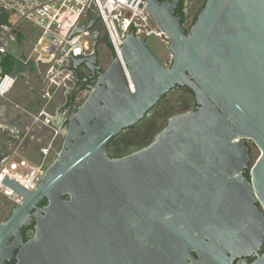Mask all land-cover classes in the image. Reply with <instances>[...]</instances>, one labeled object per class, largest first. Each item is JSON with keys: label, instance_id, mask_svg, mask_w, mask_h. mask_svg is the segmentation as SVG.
Wrapping results in <instances>:
<instances>
[{"label": "water", "instance_id": "1", "mask_svg": "<svg viewBox=\"0 0 264 264\" xmlns=\"http://www.w3.org/2000/svg\"><path fill=\"white\" fill-rule=\"evenodd\" d=\"M180 1L147 0L170 63L131 30L126 73L115 56L98 73L38 187L5 179L23 200L0 222V264H264V0H205L188 32ZM71 59L72 74L100 69L97 53ZM175 89L194 107L112 157V141Z\"/></svg>", "mask_w": 264, "mask_h": 264}, {"label": "built area", "instance_id": "2", "mask_svg": "<svg viewBox=\"0 0 264 264\" xmlns=\"http://www.w3.org/2000/svg\"><path fill=\"white\" fill-rule=\"evenodd\" d=\"M146 7L147 0H0V15L6 17L5 21L0 22V140L6 139L0 144V150L7 154L0 160V196L9 201L12 207L19 205L23 197L5 184V179L13 180L27 190H34L57 154L53 138L59 132L63 115L60 114L62 119L57 126L55 120L59 114L53 103L55 88L59 86L56 73H63L64 79L72 78L71 58H85L95 53L99 55L98 47H102L99 35L91 27L87 29L92 18L101 23V34L108 38L110 60L117 57L126 73L120 49L123 39L131 30L138 38L164 36L169 42ZM22 22L36 27L38 35L30 34ZM78 27L83 31L73 34ZM95 36L98 41L94 39ZM65 46L67 50L63 53ZM8 67L11 70H7ZM24 67L44 69L43 76L40 74L43 84L39 93L44 101L43 106L35 105L27 109L9 98L18 78L28 76V70L19 71ZM83 95L84 91L77 96L79 103L83 101ZM6 104L13 105L22 116L14 119L16 126H11L12 122L6 117ZM48 104L52 111L56 107L54 112L46 109ZM23 116L29 124L24 122ZM6 120L9 123L6 124ZM34 127L49 129L52 136L44 144L36 146L30 154H22L18 148L24 147L28 139H39L33 134ZM3 128L16 129L14 133L20 135L6 137Z\"/></svg>", "mask_w": 264, "mask_h": 264}, {"label": "rangeland", "instance_id": "3", "mask_svg": "<svg viewBox=\"0 0 264 264\" xmlns=\"http://www.w3.org/2000/svg\"><path fill=\"white\" fill-rule=\"evenodd\" d=\"M205 0H186V19H185V27H189L191 23L195 20L198 12L202 8ZM22 26L29 31L32 35H38V30L33 25L22 22ZM167 39L162 37H156L155 35H149L146 38V44L148 48L153 52V54L164 64L168 65L172 59V56L167 48ZM99 56L106 61L108 59L107 52L104 48L101 46L98 47ZM110 59V56H109ZM33 66V65H31ZM34 67V66H33ZM25 72L27 71V67L25 69H22ZM20 69L19 71L22 72ZM43 70L40 68H36L34 73L30 74L28 79H22V77H19L16 83V87L14 90V94H12L9 98L12 100L13 103L20 104L21 102V95L25 97L23 101V106L27 108L35 107V105L43 106L44 101L40 98V90L42 88L43 84ZM40 72V73H39ZM42 73V76L40 75ZM57 77L56 80L59 82V86L55 88V95L53 99V103L56 105L57 108L63 107V105L66 102V97H69L71 93L75 90V86L72 82V78L69 79L63 78V73H56ZM77 96H80V93L77 94ZM1 104V100H0ZM21 105V104H20ZM7 106V117L8 120L11 121V115L13 114V111H18L13 105L6 104ZM52 111L50 108V104L47 105L46 109L50 110V112H54L55 108ZM193 107V97L181 90V89H175L171 91L169 94H167L157 105L155 108L153 114L150 116L154 119V123H156L155 131L157 132L159 129L161 130L162 127L166 124L167 119L177 113L185 112ZM19 112V111H18ZM20 113V112H19ZM156 113V115H154ZM13 116V115H12ZM147 121V120H146ZM143 121V122H146ZM140 124L132 127L131 129L126 130V132L122 133V136L126 138L127 141H129V146L125 148L124 144H120L119 147L122 149L120 153H131L133 151H136L142 147H144L145 144H147L149 141H152L153 137L151 135L152 132L147 130V126H142ZM38 135L39 138L41 135ZM57 145L55 143V149H57ZM251 146V159L252 162L257 159V157L260 154V151L257 147ZM109 154H116L115 146H111L108 149ZM12 206L9 201L4 199L0 196V222L5 221L10 212H11Z\"/></svg>", "mask_w": 264, "mask_h": 264}, {"label": "flooded vegetation", "instance_id": "4", "mask_svg": "<svg viewBox=\"0 0 264 264\" xmlns=\"http://www.w3.org/2000/svg\"><path fill=\"white\" fill-rule=\"evenodd\" d=\"M159 1H163V0H159ZM185 8H186V0H181L179 5H178V8L175 11V13H177L176 15H178L179 11H185ZM185 15H186V13H185ZM90 23H92L91 29L98 33L99 43L102 45V47L107 52L108 59H106V61H104V59L98 55L97 66L100 69L95 72V75H93L92 72L90 70H88L84 65L78 67V69L74 71V74L72 76V82L75 86V90L73 91V93H71L69 95V97H66V102L63 105V107L57 108V114L63 115V121L61 122V124L59 126V132L57 134H55V136L53 138L54 145H55V143L58 144L57 149H56L57 152L59 151L61 143H62V139H63L62 133L68 127V119L67 118L73 112L75 105L77 103H79V101L76 99L77 94L81 93V95H82V93L84 91V95L82 96V99H81V100H84V98H86L88 95V91H89L88 86L92 85L95 82L98 73L101 71H104L108 67V65L111 61L109 59L110 50H109V46L107 44L108 38L106 35L101 34V28H102L101 23L95 18H92ZM85 91H86V94H85ZM193 107H194V100H193ZM154 110H153V112H154ZM50 137H48V138H50ZM247 143H248V145H252L250 141H247ZM112 157H114V156H112ZM44 204H45V200L40 203V206H42ZM29 231L30 230H28V232ZM29 234L30 233H27V235H29ZM262 252H264V248L261 249V253ZM252 260L253 259H251V258H241V259L236 260L235 264H249L252 262Z\"/></svg>", "mask_w": 264, "mask_h": 264}, {"label": "crops", "instance_id": "5", "mask_svg": "<svg viewBox=\"0 0 264 264\" xmlns=\"http://www.w3.org/2000/svg\"><path fill=\"white\" fill-rule=\"evenodd\" d=\"M26 67H24V69H25ZM21 70H22V68H20ZM19 69V70H20ZM28 76L27 77H24V76H20V77H22V79H28L29 78V76H30V74H32V73H34V68L33 67H29L28 69ZM24 71V70H23ZM12 94H14V92L12 93ZM11 94V95H12ZM21 106H23V101H24V99H25V97L24 96H22L21 95ZM24 107V106H23ZM25 108H27V107H25ZM32 108V107H31ZM27 109H30V108H27ZM13 118H12V120H11V126H16L15 125V123H13L15 120V118L16 117H22L21 115H20V113L18 112V111H13ZM11 115V116H12ZM6 117H7V112H6ZM7 119H8V117H7ZM23 120H24V122L25 123H27V124H29L28 123V119H26L24 116H23ZM9 121V120H8ZM7 120H6V124L7 123H9ZM24 124V123H23ZM26 125V124H25ZM23 126V125H22ZM14 130H16V129H13L12 130V128H8V129H4L3 128V134L6 136V137H8L9 135H11V136H19L20 134L19 133H14ZM39 133V135H41V137H43V138H39L38 140H35V141H31V140H27L26 141V144L24 145V147L22 146V147H19L18 149H19V151L22 153V154H25V155H28V154H30V152L34 149V148H36V146L38 147V146H40L39 144H44L49 138L48 137H50V136H52V134H51V131H49V129H41L40 127H34V131H33V134H34V136L35 137H38V135H36V134H38ZM6 139L4 138L3 140H0V144L2 145V143H3V141H5ZM41 142V143H40ZM0 145V146H1ZM3 150H0V160L1 159H3L4 157H6V153L4 152H2Z\"/></svg>", "mask_w": 264, "mask_h": 264}, {"label": "trees", "instance_id": "6", "mask_svg": "<svg viewBox=\"0 0 264 264\" xmlns=\"http://www.w3.org/2000/svg\"><path fill=\"white\" fill-rule=\"evenodd\" d=\"M177 14V13H176ZM178 15L181 17V24L184 26V28H186V32H188V27H185V13H184V11H179V13H178ZM5 19H6V17L4 16V15H0V22H2V21H5ZM20 69V68H19ZM7 70H11V67H8L7 68ZM184 91V90H183ZM185 92H187V93H189L192 97H193V94H192V92L191 91H185ZM193 100H194V98H193ZM154 115H156V113L154 114ZM152 117H154V116H152ZM152 117H149L148 119H147V121L146 122H143L141 125L142 126H147L148 125V127H147V130L148 131H150V132H152L151 133V135H152V137H154V135L158 132V131H160V129L156 132L155 130V126H156V123H154V119L152 118ZM165 126V125H164ZM163 126V127H164ZM162 127V128H163ZM131 129V128H130ZM128 131V130H127ZM126 132V131H125ZM150 142V141H149ZM148 142V143H149ZM147 143V144H148ZM120 144H124L125 145V148L127 147V146H129V141H127L126 140V138H124L123 136H122V134L120 135V136H118L116 139H114L113 141H112V143L109 145V148L111 147V146H115V149H116V154H112V156H114V157H119V156H124V155H126V154H128V153H120V151L122 150L120 147H119V145ZM147 144H145V145H147ZM144 145V146H145ZM28 230H31V227H29L28 228ZM23 235H24V239L26 240L27 238H28V235H27V231H24L23 232Z\"/></svg>", "mask_w": 264, "mask_h": 264}]
</instances>
